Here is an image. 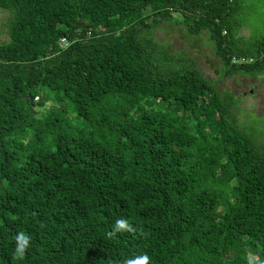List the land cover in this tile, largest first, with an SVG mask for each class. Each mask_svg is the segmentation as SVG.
<instances>
[{
    "label": "trees",
    "instance_id": "obj_1",
    "mask_svg": "<svg viewBox=\"0 0 264 264\" xmlns=\"http://www.w3.org/2000/svg\"><path fill=\"white\" fill-rule=\"evenodd\" d=\"M257 8L0 0V264L264 261L260 134L237 125L230 92L156 36L166 22L206 32L221 78H254L264 31L237 29ZM120 218L136 231L109 238ZM20 232L31 237L22 260Z\"/></svg>",
    "mask_w": 264,
    "mask_h": 264
},
{
    "label": "rangeland",
    "instance_id": "obj_2",
    "mask_svg": "<svg viewBox=\"0 0 264 264\" xmlns=\"http://www.w3.org/2000/svg\"><path fill=\"white\" fill-rule=\"evenodd\" d=\"M247 4L253 3L258 8L249 10L247 16L249 25H243L237 29V33L243 37H254L264 31L262 24L264 14V0H245ZM263 14V15H262ZM8 13L0 9V44L6 42L5 23ZM158 38L167 39L172 48H183L189 54L195 66L203 76L216 80L215 87L219 91L230 92L236 103L229 109V113L241 128L249 129V132L257 135V141L264 143V72L254 78L234 76L221 78L219 74V61L213 54L210 42L207 41V33L197 37L187 36L179 24L166 22L156 28Z\"/></svg>",
    "mask_w": 264,
    "mask_h": 264
},
{
    "label": "clouds",
    "instance_id": "obj_3",
    "mask_svg": "<svg viewBox=\"0 0 264 264\" xmlns=\"http://www.w3.org/2000/svg\"><path fill=\"white\" fill-rule=\"evenodd\" d=\"M135 232L136 229L128 223V221L124 218H120L115 222V226L113 227L112 231L109 232L107 235L109 238L113 237L117 232ZM31 237L26 235L24 232H20L16 236V248L13 253L14 259L22 260L25 255V251L29 246ZM123 264H150V258L145 253L140 256H136L131 259H126ZM258 264H264V261H259Z\"/></svg>",
    "mask_w": 264,
    "mask_h": 264
},
{
    "label": "built area",
    "instance_id": "obj_4",
    "mask_svg": "<svg viewBox=\"0 0 264 264\" xmlns=\"http://www.w3.org/2000/svg\"><path fill=\"white\" fill-rule=\"evenodd\" d=\"M61 41H63V40L61 39Z\"/></svg>",
    "mask_w": 264,
    "mask_h": 264
}]
</instances>
